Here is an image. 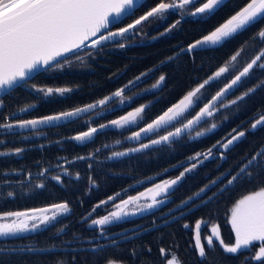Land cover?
Instances as JSON below:
<instances>
[{
	"label": "snow or ice",
	"instance_id": "obj_1",
	"mask_svg": "<svg viewBox=\"0 0 264 264\" xmlns=\"http://www.w3.org/2000/svg\"><path fill=\"white\" fill-rule=\"evenodd\" d=\"M145 7L148 10L137 17L136 13ZM172 15H176L178 18L169 24L163 32H160L159 36L173 32L182 21L190 20L201 26L197 29L199 38L194 39L185 47H181L179 53H173L172 56L160 61L158 65L140 72L121 87L90 103L76 105L32 119L16 118L18 113H27L36 107L35 102L25 104L15 111L3 115V118L0 119V136H7L14 134L17 130H28L29 128L37 130L39 126L56 127L65 123H83L86 130L77 131L74 135L64 139L74 141L79 145H86L93 142L97 135L104 134L105 131H128L129 135L124 136L123 140L117 139L111 145H103L107 149L114 145H122L124 142H137L135 147L124 148L122 151H111L107 159L112 160L148 149L155 150V146L171 147L185 136L189 141L200 140L206 134L213 132L219 126L217 123L212 122L206 128L201 126L202 123H208L207 118H212L220 109L236 105L238 101H243L260 87H264V80H261L240 95L235 96L234 99L228 100L226 103L223 102L227 95L252 76L254 69L264 70V47H260L251 59L237 68L238 58L249 44L264 45V23H262L264 22V0H157L152 6H149L148 0H0V93L10 95L17 88H27L30 94L34 93L38 100L45 102L54 98H66L79 86H48L37 83L29 84V81L35 79L42 72L70 65L73 63L69 58L70 55L74 56L76 61L84 63L85 57H92L95 52H99L109 45L123 49L136 36L146 35L144 32L146 25L158 26L159 23L167 22ZM132 17L135 18L131 19L130 23L124 24L125 20ZM153 22L157 23L154 25ZM120 24H124V26L117 27ZM257 24L261 26L252 32L223 64H220L215 71H211V74L206 75L191 87L176 103H172L151 118L150 114L155 108V103H159L160 98L157 97L155 103L152 100L137 103V98L142 94H154L156 91H162L166 86L167 76L161 72L148 87L142 88L138 92L131 91V88L138 86V82L159 70L161 65L172 62L180 54L192 55L196 52L219 50ZM151 39L155 40L157 37L153 36ZM79 52H84L85 55L81 56L78 54ZM234 69L236 70L233 71ZM224 80L227 82H223ZM218 83H222L223 86L218 87V90L208 98L207 90L217 87ZM132 104H136V106L131 107ZM3 107L4 102L0 98V112L3 111ZM116 111H122L123 114L113 119H107L103 123L95 122V118L103 119L106 115ZM141 124L143 126H140ZM133 127L137 130L132 131ZM259 129H264V110H261L253 119L248 129H232L226 140L223 138L217 140L205 151L194 152L188 156L186 158L187 166H184V162L180 163L183 170L178 175L162 179L145 190L151 194L150 196L145 197V193L128 196L127 199L113 203V210L96 218H92V216L97 209L114 201L116 197L109 196L106 200H101L93 205L92 209L81 217V220L89 228L97 232L96 237L86 238L88 244L91 245V251L102 253L109 245L114 248L118 247L115 235L109 236L108 227L115 226L129 216L151 212L152 209H159L162 205H166L170 202L172 192L177 189L187 174L194 172L205 161L216 157L215 150L217 148L224 150L218 154V159L224 160L226 152L238 142H242L249 131L254 132ZM161 131L164 133L163 135L159 134ZM36 134L41 135L42 133L36 131ZM150 135H154L155 138H149ZM144 139H147V143L143 142ZM5 143L0 139V147ZM23 151L24 149L19 147L6 149L0 151V157L19 155ZM99 151V148L95 150V152ZM95 152L75 156L70 160L65 158L63 164L58 167L63 175L79 180L80 173H70L69 168L64 165H72L75 161L94 159ZM88 167L91 169L93 165L89 164ZM172 167L175 168L176 165ZM253 168L258 170L256 175L260 171H264V145L253 152L246 162L238 165L235 172H228L227 175L220 173L219 176L181 200L175 210L179 211L182 217L185 208L191 212L190 205L196 206L195 201L201 200L205 205L211 202L216 197V193L208 196L207 200H204V197L222 181H226V183L220 187V193L228 191L238 182L243 183L245 180L250 182L254 176ZM47 171L48 169H42L40 175H45ZM163 171L167 173L168 169ZM52 179L58 183L62 182L60 174L53 176ZM88 181L89 190L97 186L92 175L88 176ZM35 187L42 188L44 184L40 182ZM7 195L11 197L13 193L9 192ZM142 198L146 202L142 203ZM71 211L70 203L61 201L26 211L0 212V237H15L21 233L38 231L57 222L60 218L66 217ZM172 211V209L169 210V215L172 214ZM172 219L175 220L177 217L173 215ZM228 219L235 236L234 242L231 243H226L223 240L218 224L210 223L205 218L196 220L193 238L198 256L202 259L205 258L207 250L214 248L216 242L224 253L232 255H238L245 250L250 251L255 246V242H260L254 254L245 257L241 264H246L248 261L264 264V185L238 199L230 209ZM184 227L189 229L191 225L185 223ZM206 227L209 228L210 234L202 238V229ZM57 231L61 233L64 228ZM101 237L109 243H97L96 241ZM124 238L131 239L126 233ZM77 239H81V237H77ZM28 250L34 249L29 246ZM160 251L166 257V264H183L175 251L164 248H161ZM4 253L5 250L0 249V254ZM132 254H136L134 249ZM167 256L171 258H167ZM59 264H63V262L61 261ZM105 264H124V262L109 257Z\"/></svg>",
	"mask_w": 264,
	"mask_h": 264
},
{
	"label": "trees",
	"instance_id": "obj_2",
	"mask_svg": "<svg viewBox=\"0 0 264 264\" xmlns=\"http://www.w3.org/2000/svg\"><path fill=\"white\" fill-rule=\"evenodd\" d=\"M156 2L157 0H148L149 6ZM147 10V7L141 8L136 16L138 17ZM134 18L125 20L124 24L130 23ZM177 18L176 15H172L167 22L159 23L158 26L146 25L144 27L146 35L136 36L134 40L128 42L125 48L109 45L95 52L92 57H85L84 63L76 61L75 57L70 55L69 58L73 63L61 69L53 68L42 72L35 79L30 80L29 84L78 85L79 87L73 93L68 94L66 98H54L45 102L38 100L34 93L30 94L27 88H17L10 95L0 96L4 102L0 119L3 115L28 103L35 102L36 107L30 112L18 113L16 118L32 119L49 115L76 105L90 103L109 94L140 72L158 65L160 61L172 56L173 53H179L181 47L199 38L197 29L201 26L190 20L182 21L176 30L165 36L158 35ZM156 23L153 22L154 25ZM124 24L117 25V27H122ZM260 26L257 24L219 50L196 52L192 55L180 54L172 62L161 65L159 70L151 73L148 78L142 79L137 87L131 88V91L138 92L148 87L161 72L167 76L166 86L162 91H156L154 94H142L137 98V103L149 100L155 103L156 98L159 97V103H155L150 118L159 114L172 103H176L191 87L206 75L211 74V71H215L216 67L223 64L235 49ZM153 36L157 39H151ZM260 47L264 45L249 44L238 58L237 68L251 59ZM78 54L85 55L84 52ZM261 80H264V70L254 69L252 76L227 95L223 102L234 99L235 96ZM222 86V83H218L217 87L209 88L208 98L218 90V87ZM135 106L136 104L131 105V107ZM261 110H264V87H260L243 101H238L236 105L220 109L212 118H207L208 123H202V127L206 128L212 122L219 126L200 140L189 141L185 136L171 147L155 146V150L148 149L112 160L107 159L111 151H122L124 148L137 146V142H124L122 145H114L107 149L103 147L105 144L111 145L117 139L123 140L124 136L129 135L128 131H105L104 134L97 135L93 142L86 145H79L74 141L64 139L74 135L77 131L86 130L83 123H65L56 127L39 126L37 130L29 128L28 130H17L14 134L7 136H0V139L6 142L0 147V151L16 147L24 149L19 155L0 157V212L42 208L61 201H68L72 209L66 217L38 231L21 233L15 237H0V249L5 250L4 254H0V264H59L61 261L63 264H105L109 257L123 261L124 264H166V257L161 254V248L175 251L183 264H241L245 257L254 254L260 242H255V246L250 251H241L238 255L224 253L216 242V246L211 250H207L206 246L207 255L202 259L194 247L195 222L197 219L205 218L210 223L218 224L223 240L226 243L234 242L235 236L228 219L230 209L243 195L264 185V171L256 175L258 170L253 168L254 176L250 182L247 180L243 183L238 182L228 191L220 193V187L226 183L222 181L204 197V200H207L208 196L216 193V197L211 202L205 205L201 200L195 201L196 206L190 205L191 212L185 208L182 217L175 208L181 200L219 176L220 173L227 175L228 172H235L238 165L246 162L253 152L264 145V129L249 131L242 142H238L226 152L224 160L218 159L219 152L224 150L217 148L216 157L205 161L194 172L187 174L182 183L172 192L170 202L166 205L153 209L151 212L127 217L115 226L108 227L109 236L115 235L118 247L114 248L109 245L102 253L91 251V245L88 244L86 238L96 237L97 232L89 228L81 217L85 216L93 205L106 200L109 196H115L116 199L97 209L92 218L105 215L112 209L113 203L128 195L162 179L175 177L183 170L180 166L181 162L187 166L188 156L194 152L205 151L217 140L222 138L226 140L232 129H248ZM122 114V111H116L106 115L103 119L95 118V122L103 123L107 119H113ZM131 130L137 129L133 127ZM36 131L42 134L37 135ZM159 134L164 133L161 131ZM149 138H155V136L150 135ZM143 142L147 143V139ZM97 148L100 149L99 152H95ZM89 152H95L94 159L64 165L69 168L70 173L79 172L81 176L79 180L63 175L58 165L63 164L65 158L70 160L72 157L86 155ZM89 164L93 165L91 169L88 167ZM173 165L176 167L173 168ZM166 168L168 172L164 173L163 170ZM42 169H48L43 176L40 175ZM57 174L62 176L61 183L52 179ZM89 175L94 177L97 185L91 190H89ZM5 181L7 183H4ZM40 182L44 184V187L36 188L35 185ZM9 192H12L13 196L9 197L7 195ZM170 209L173 210L171 215H169ZM173 215L177 219L173 220ZM185 223L191 227L186 229ZM62 227L64 231L58 233L57 230ZM125 233L131 239H125ZM208 234L207 227L203 228L202 238ZM96 242L109 243L102 237ZM29 246H32L34 250H28ZM133 249L135 255L132 254ZM167 258L171 257L167 256ZM246 264H256V262L248 261Z\"/></svg>",
	"mask_w": 264,
	"mask_h": 264
},
{
	"label": "rangeland",
	"instance_id": "obj_3",
	"mask_svg": "<svg viewBox=\"0 0 264 264\" xmlns=\"http://www.w3.org/2000/svg\"><path fill=\"white\" fill-rule=\"evenodd\" d=\"M159 182V181H158ZM158 182H156V183H158ZM153 185V184H152ZM152 185H149V186H147V187H145L144 189H142V190H140V191H138V192H136V193H134V194H131V195H128V196H136V195H138L139 193H145V197H147V196H150L151 194L150 193H147L145 190L146 189H148V188H151L152 187ZM127 196V197H128ZM127 197H125V198H123V199H127ZM122 200V199H121ZM119 201H117V202H115V203H118ZM141 202L143 203V202H146V200L144 199V198H142L141 199ZM111 210H113V208L111 209ZM110 210V211H111ZM153 210V209H152ZM23 211H26V210H23ZM229 216H230V212H229V215H228V218H229ZM129 217H132V216H129ZM208 229V231H209V228H207ZM210 234V233H209Z\"/></svg>",
	"mask_w": 264,
	"mask_h": 264
},
{
	"label": "water",
	"instance_id": "obj_4",
	"mask_svg": "<svg viewBox=\"0 0 264 264\" xmlns=\"http://www.w3.org/2000/svg\"><path fill=\"white\" fill-rule=\"evenodd\" d=\"M3 95V93H0V96H2Z\"/></svg>",
	"mask_w": 264,
	"mask_h": 264
}]
</instances>
